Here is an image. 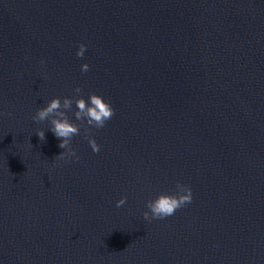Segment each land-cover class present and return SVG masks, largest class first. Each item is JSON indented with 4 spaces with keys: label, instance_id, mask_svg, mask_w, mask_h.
Here are the masks:
<instances>
[{
    "label": "water",
    "instance_id": "water-1",
    "mask_svg": "<svg viewBox=\"0 0 264 264\" xmlns=\"http://www.w3.org/2000/svg\"><path fill=\"white\" fill-rule=\"evenodd\" d=\"M90 93L114 115L73 103L59 160L32 116ZM0 264H264V0H0Z\"/></svg>",
    "mask_w": 264,
    "mask_h": 264
},
{
    "label": "clouds",
    "instance_id": "clouds-1",
    "mask_svg": "<svg viewBox=\"0 0 264 264\" xmlns=\"http://www.w3.org/2000/svg\"><path fill=\"white\" fill-rule=\"evenodd\" d=\"M87 49L83 43L79 44L76 56L82 58ZM43 63V61H41ZM81 72H87L89 65L87 63L81 64ZM76 94L81 92V88L74 89ZM75 104V111L73 113L76 120L91 126L97 130L102 129L106 122L109 121L114 115V109L110 103L106 102L100 95L90 93L87 101L83 97H53L49 100L44 107L38 108L32 120L35 122L50 121L51 127L48 129L59 140L58 147L63 149L55 157L59 160L68 158L79 159L76 150L72 148V138L80 134V128L72 123L66 110H71ZM89 128H85V135L87 142L94 153L100 151V146L96 143L95 139L88 135ZM36 136L40 141H45V132L38 130ZM127 197L122 196L116 201V207L120 208L125 205ZM192 201V191L187 185L176 182L174 191L169 193H160L154 199L145 202V207L148 211L142 213L145 221L154 219H165L173 216L176 211Z\"/></svg>",
    "mask_w": 264,
    "mask_h": 264
}]
</instances>
